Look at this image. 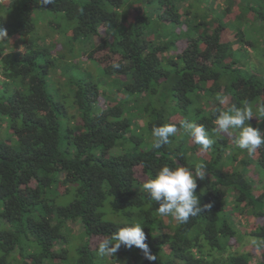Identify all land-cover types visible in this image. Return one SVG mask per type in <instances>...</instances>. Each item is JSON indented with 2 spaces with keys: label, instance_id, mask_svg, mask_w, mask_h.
Segmentation results:
<instances>
[{
  "label": "trees",
  "instance_id": "trees-1",
  "mask_svg": "<svg viewBox=\"0 0 264 264\" xmlns=\"http://www.w3.org/2000/svg\"><path fill=\"white\" fill-rule=\"evenodd\" d=\"M204 1L0 0V264H264V247L241 250L264 240V185L246 176L264 183V145L249 154L235 143L238 129L219 133L214 123L232 105L264 103V57L245 69L233 54L246 51L241 31L232 42L226 30L256 10ZM45 14L66 28L39 29ZM69 42L89 45L77 75ZM185 120L204 125L211 149L201 151ZM247 123L264 132V117ZM165 124L178 131L153 148L152 129ZM200 164L194 194L212 207L186 223L159 215L146 180L164 165L194 173ZM137 223L156 261L134 246L99 254L104 239Z\"/></svg>",
  "mask_w": 264,
  "mask_h": 264
},
{
  "label": "clouds",
  "instance_id": "clouds-1",
  "mask_svg": "<svg viewBox=\"0 0 264 264\" xmlns=\"http://www.w3.org/2000/svg\"><path fill=\"white\" fill-rule=\"evenodd\" d=\"M39 3L42 7H46L53 4L54 0H39ZM7 37V30L0 27V41H5ZM220 102L223 103V98H220ZM257 116L264 117V103L254 106L249 101H244L241 107L232 105L226 111H220L214 120L215 130L219 133H228L230 129H238L239 136L235 138V143L240 149L247 150L251 154L264 145V132L247 123ZM181 127L195 143L201 145V151L206 152L211 149L214 140L210 138L204 125L185 120L182 121ZM177 131V126L173 124L153 127L152 147L159 149L169 144V138ZM205 176L206 172L202 164L196 167L194 173L184 166L172 168L164 165L154 177H149L142 187L147 197L158 204L159 215L171 216L180 223H186L189 217L197 216L212 207L211 204L201 206L198 196L194 194L198 186L197 180L203 181ZM146 239L143 227L137 223L122 227L115 234L104 239L99 244L98 251L101 256H113L122 246L126 249L134 246L140 250L146 260L154 262L156 255L151 253ZM252 242L258 247H264V240L253 239Z\"/></svg>",
  "mask_w": 264,
  "mask_h": 264
},
{
  "label": "rangeland",
  "instance_id": "rangeland-1",
  "mask_svg": "<svg viewBox=\"0 0 264 264\" xmlns=\"http://www.w3.org/2000/svg\"><path fill=\"white\" fill-rule=\"evenodd\" d=\"M188 1H192V0H188ZM242 2V6H243V10L246 11V3L248 4H252L255 8V13H250L248 15V19H243V20H240V21H235L232 20L230 23H228L226 25V30H228V33H229V41H232V42H235V39L233 36H235V32L237 30L241 31V33L239 34V43H240V47L241 49L242 48H245L246 51H242L239 52H235L233 53L235 58L239 59L241 62L242 61H247L245 63V69H249V70H254V68L252 67V65L254 66H257L258 68V64L260 65H263L262 63V57H264V54L261 53L264 49L262 48V46H264V25L262 24V22H260L259 20L257 21V18L253 17L254 19L251 18V15L252 14H255L256 15H259V16H262L264 17V5L262 2H259V0H240ZM254 3H253V2ZM209 4V0H205L203 2V4L201 5L203 8L207 7ZM139 5H137L136 8L139 9ZM200 8V7H199ZM213 8L214 9H217V6L214 4L213 5ZM219 9V8H218ZM132 10H129L126 8L125 9V15H127V22L131 19L132 17ZM238 10H235V12L233 11V9L231 8L230 9V12L232 13V17L233 15L237 12ZM234 12V14H233ZM247 12V11H246ZM216 14V13H215ZM46 17L45 18H38V24H39V29L41 30H45L49 32H51V30H53V28H57V26H62L64 28H66V23H65V20L63 19L62 16H59V17H55V18H49V14H45ZM48 16V17H47ZM231 18V16H230ZM256 19V20H255ZM231 19H229L230 21ZM48 35V34H46ZM243 42H249L251 43V47L248 48L246 46H244V43ZM70 43V42H69ZM78 44V43H77ZM71 46L68 47V49H70L69 52L66 51L67 53V57H68V60L70 61V63L68 64V67L67 68H71V71L70 73L72 75H77L79 74V70H81L79 67L82 66L81 64H79L80 66H77L75 65L76 61L78 60V58L80 57V55L82 54V51L83 49H86L89 47V45H86V47H84L85 45H81V44H78L75 46V44H71ZM236 46H233V49L234 51H236L237 49H235ZM263 49V50H262ZM101 61H104L102 58H101ZM75 66V67H74ZM264 66V65H263ZM95 73H97V69L95 68L94 70ZM263 72V71H261ZM98 83H102V80L99 76V81ZM51 93H53V90H50ZM62 92H67L66 89L62 90ZM63 96V95H62ZM64 97V96H63ZM64 102L67 104V101L64 100ZM113 154H116L117 153V149H114L112 151ZM135 176L139 179V180H144L145 177L143 176L142 174V171L139 169V168H136L135 169ZM247 178L250 179V181L252 182V184L254 185V188L256 189H262V185H264V183H259V180L253 175L247 173L246 174ZM76 231H80V227L76 225V227L74 228ZM238 244H236L237 246ZM252 245V241H245L244 243V246L241 247V250L242 248L244 249L245 252H248L249 249H250V246ZM260 257L259 256H255V261H260Z\"/></svg>",
  "mask_w": 264,
  "mask_h": 264
}]
</instances>
